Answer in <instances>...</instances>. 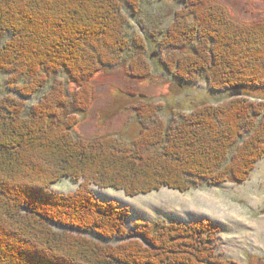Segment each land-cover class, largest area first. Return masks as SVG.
<instances>
[{"label": "trees", "instance_id": "16d2710c", "mask_svg": "<svg viewBox=\"0 0 264 264\" xmlns=\"http://www.w3.org/2000/svg\"><path fill=\"white\" fill-rule=\"evenodd\" d=\"M176 1L184 9L160 34L165 48L190 51L162 65L241 94L168 120L163 105L140 99L137 136L86 139L73 128L75 113L94 105V76L128 56L135 77L151 72L131 32L145 0H0V81L37 99L0 98V264H238L216 254L214 223L137 222L131 232L128 210L90 188L136 197L242 183L264 157V99L249 96L264 88V20L240 23L220 4ZM64 178L76 192L51 191Z\"/></svg>", "mask_w": 264, "mask_h": 264}, {"label": "rangeland", "instance_id": "374dc122", "mask_svg": "<svg viewBox=\"0 0 264 264\" xmlns=\"http://www.w3.org/2000/svg\"><path fill=\"white\" fill-rule=\"evenodd\" d=\"M197 1V0H194ZM225 7L230 16L240 23L264 20V0H207ZM184 6L176 0L147 1L142 14L132 17V33L141 37L145 58L151 72L148 76L135 77L130 64L134 57H127L114 67L97 73L92 85L96 99L86 113H75L78 123L73 132L77 137L95 139L104 136H124L129 139L139 134L141 125L134 110L140 99L163 105L166 120L168 112H189L207 103L219 106L241 93L214 92L203 80L190 81L176 77L162 65V60L179 57L190 50L182 47H164L163 35L173 22L177 11ZM125 14L129 13L124 9ZM154 37H151V33ZM149 37H151L149 42ZM140 52V51H139ZM136 56V60H138ZM62 78L65 76L61 75ZM3 78V77H1ZM0 81V98L16 97L30 106L37 99H26L5 90ZM71 93L77 86L70 84ZM249 96L264 99V88L249 91ZM79 184L64 178L51 186L60 194L76 192ZM91 191L100 202L116 203L127 209V229L134 230L135 223H175L188 225L210 221L220 227L221 234L216 254L238 264H264V157L256 165L249 179L242 183H224L217 186L203 184L187 192L163 188L146 195L129 197L123 191L100 189L91 185Z\"/></svg>", "mask_w": 264, "mask_h": 264}]
</instances>
